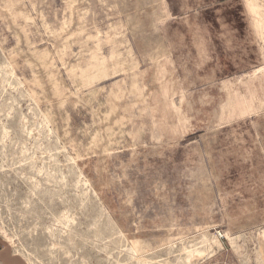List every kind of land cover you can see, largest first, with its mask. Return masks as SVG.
<instances>
[{
    "label": "rangeland",
    "instance_id": "374dc122",
    "mask_svg": "<svg viewBox=\"0 0 264 264\" xmlns=\"http://www.w3.org/2000/svg\"><path fill=\"white\" fill-rule=\"evenodd\" d=\"M0 239L264 264V0H0Z\"/></svg>",
    "mask_w": 264,
    "mask_h": 264
},
{
    "label": "crops",
    "instance_id": "0c3cea01",
    "mask_svg": "<svg viewBox=\"0 0 264 264\" xmlns=\"http://www.w3.org/2000/svg\"><path fill=\"white\" fill-rule=\"evenodd\" d=\"M0 264H26V262L0 239Z\"/></svg>",
    "mask_w": 264,
    "mask_h": 264
}]
</instances>
